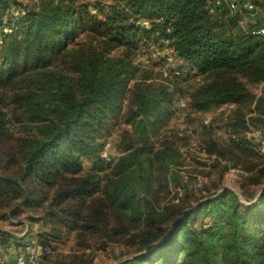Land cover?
<instances>
[{
  "label": "trees",
  "instance_id": "1",
  "mask_svg": "<svg viewBox=\"0 0 264 264\" xmlns=\"http://www.w3.org/2000/svg\"><path fill=\"white\" fill-rule=\"evenodd\" d=\"M104 1L94 3L93 13L87 0H38L0 46L2 216L37 224L40 264L59 256L58 241L73 234L77 245L53 264H94L100 251L122 240L124 255L153 248L117 264H264V212L249 221L234 191L192 210L189 193L187 201L159 206L181 156L176 138L160 135L174 113V91H183L179 84L194 83L192 104L200 108L235 106L230 143L240 157L250 156L253 148L236 129L264 126V93L250 109L249 88L264 83V39L252 32L264 26V15L242 23L248 12L234 13L233 0L213 13L210 0ZM252 1L264 10V0ZM9 6L0 0V24ZM142 45L182 66L155 71L150 56L135 63ZM118 116L132 124L130 143L103 183L97 169L83 170L82 159L97 156L99 136ZM8 120L23 132L11 131ZM212 144L216 152L219 142ZM247 159L237 164L263 180L261 163ZM172 177L177 182L179 175ZM202 211L213 217L205 229L195 225Z\"/></svg>",
  "mask_w": 264,
  "mask_h": 264
},
{
  "label": "rangeland",
  "instance_id": "2",
  "mask_svg": "<svg viewBox=\"0 0 264 264\" xmlns=\"http://www.w3.org/2000/svg\"><path fill=\"white\" fill-rule=\"evenodd\" d=\"M37 1L10 0V6L4 14V21L0 24V46L7 45L11 41L13 35L18 31L15 32L22 21V16L26 12L31 11ZM255 4L257 5V10L246 14L247 21L256 20L264 13L261 6L262 2H255ZM118 52H121V50H115L113 54ZM166 54L160 51L155 52L152 48L142 45L135 50L132 56L135 63L142 64L150 56L153 65L151 68L159 72L165 69H178L182 66V63L174 58L172 61H165L163 56ZM193 84L189 82L181 83L178 87L183 88V91L181 93L174 91L175 94L170 105L174 113L160 133L162 139L165 137L176 138L177 149L181 156L179 155L176 159V164H172L170 167L168 178L171 193L161 199L159 206L166 207L173 203H178L180 199L187 201L186 194L189 193L188 201L193 202V207L190 209L192 210L204 201L231 190L237 194L239 200L244 204L248 220L260 219V215L256 217L252 215L260 211L264 212V199H261L264 190V179L258 178L256 170H246L241 164L238 165L237 163L240 158H250L252 160H247L256 163L260 162L261 166L264 167V145L262 144L264 126L248 124L246 127L236 129V133L241 138H243L244 134V144L253 148L250 151V156L245 154L240 157L241 151L232 145V142L230 143L231 133L234 132L233 127L230 128L227 125L230 116L237 115V113H234L235 106L232 104L208 105L203 108L195 106L192 104L191 89ZM249 88L252 99L250 101L251 109L254 107L253 99L264 93V85L251 83ZM5 110L10 111L9 107L5 108ZM8 122L11 131L15 133L23 132L21 125L17 126L13 120H8ZM108 122L109 124L99 136L102 146L97 156H84L82 159L83 170L93 172L97 169L103 183L109 179L107 177V173L110 171L108 166L112 167L118 162L119 157L125 152L130 143L126 131L133 129L132 124L123 121L119 116L112 117ZM257 129L262 131V138L256 134ZM213 139L219 142L216 152H212V149H215L212 144ZM226 142L230 144H226ZM172 173L179 175L177 182L173 179ZM212 191L218 192L211 195ZM2 213L4 214L1 209L0 238L9 241L0 242L1 250H3L2 247L4 245L12 244L14 247L24 251L30 245L41 243L36 223L25 220L23 225H21L16 220L4 218ZM200 215L195 225L205 229L213 222V217L210 214H206V211H202ZM65 238L62 241H58L60 246L56 254H59V256L55 255L53 261L48 264H53L57 257L63 258L65 253H68L74 245H77L75 234L70 235L66 240ZM152 248L153 246L142 252L124 255L128 249L125 241L111 242L109 250L99 252L94 264H117L128 257L148 252ZM157 256L158 254H156Z\"/></svg>",
  "mask_w": 264,
  "mask_h": 264
},
{
  "label": "built area",
  "instance_id": "3",
  "mask_svg": "<svg viewBox=\"0 0 264 264\" xmlns=\"http://www.w3.org/2000/svg\"><path fill=\"white\" fill-rule=\"evenodd\" d=\"M91 2V10L94 13L98 12V9L94 5V3L97 0H87ZM224 2V0H210L208 3V9L210 12H215L219 5H221ZM105 5H108L111 3L110 0H105L103 2ZM230 7L234 13H239V12H254L257 10V5L252 1V0H245L244 3H241L238 0H233L230 3ZM257 20V19H256ZM253 20V21H256ZM141 23L144 25H147L149 22L143 18L141 19ZM242 23H246V18L243 19ZM254 34H256L259 37H262L264 39V26H261L259 28H256L252 31ZM159 53V52H158ZM256 134L258 136H262V131L260 129L256 130ZM262 144L264 145V140L262 141ZM44 249L41 246L37 245H30L25 249L24 251L20 252L16 258L13 261H10L6 255L0 253V264H40L41 261V255L43 253Z\"/></svg>",
  "mask_w": 264,
  "mask_h": 264
},
{
  "label": "crops",
  "instance_id": "4",
  "mask_svg": "<svg viewBox=\"0 0 264 264\" xmlns=\"http://www.w3.org/2000/svg\"><path fill=\"white\" fill-rule=\"evenodd\" d=\"M263 15H264V13L260 16V18H261ZM258 18H259V17H258ZM261 85H264V83L261 84ZM2 249H3V250H1V248H0V253L3 252V253H1V254H5V255L7 256V258H8L10 261H13V260L16 258V256H17L20 252H22L20 248L14 247L12 244H7L6 246L4 245V246L2 247ZM6 252H8L9 254L6 253ZM96 264H97V263H96Z\"/></svg>",
  "mask_w": 264,
  "mask_h": 264
}]
</instances>
